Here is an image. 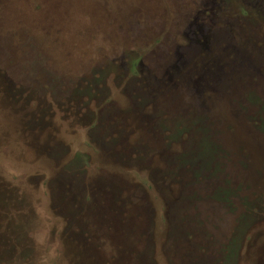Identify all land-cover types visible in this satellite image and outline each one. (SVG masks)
<instances>
[{"label":"rangeland","instance_id":"rangeland-1","mask_svg":"<svg viewBox=\"0 0 264 264\" xmlns=\"http://www.w3.org/2000/svg\"><path fill=\"white\" fill-rule=\"evenodd\" d=\"M248 95L264 0H0V264H264Z\"/></svg>","mask_w":264,"mask_h":264},{"label":"trees","instance_id":"trees-1","mask_svg":"<svg viewBox=\"0 0 264 264\" xmlns=\"http://www.w3.org/2000/svg\"><path fill=\"white\" fill-rule=\"evenodd\" d=\"M248 101L250 102V104H256V105H258V106H260V108L259 109H262V110H260V114H262L261 116H262V118H260V121H259V125H258V129H259V131H261V132H264V107H262L261 106V103H260V100H259V98L258 99H256V97H250L249 95H248ZM205 150V149H204ZM204 155L206 156V157H208L209 155H208V153L206 152V151H204V153L203 154H200L199 156H201V157H204ZM188 157V156H187ZM182 160H185V157H182ZM181 165H183V164H181ZM221 198V197H220ZM223 200H228V197H227V195H224V197L222 198ZM231 259H232V256H231V252L227 255V257H226V260L227 261H231Z\"/></svg>","mask_w":264,"mask_h":264},{"label":"flooded vegetation","instance_id":"flooded-vegetation-1","mask_svg":"<svg viewBox=\"0 0 264 264\" xmlns=\"http://www.w3.org/2000/svg\"><path fill=\"white\" fill-rule=\"evenodd\" d=\"M259 121H260V118H259V120H257L256 122H255V124L258 126L259 125ZM261 132V131H260ZM217 195V193H215L214 195H213V197H215ZM224 197V196H223ZM223 197H221V198H223ZM228 199H229V197H228ZM227 202H228V200H227ZM225 253H227L226 254V257H227V255L230 253V251H225Z\"/></svg>","mask_w":264,"mask_h":264}]
</instances>
